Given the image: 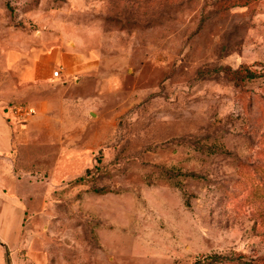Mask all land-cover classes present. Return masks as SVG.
<instances>
[{"label":"rangeland","instance_id":"rangeland-1","mask_svg":"<svg viewBox=\"0 0 264 264\" xmlns=\"http://www.w3.org/2000/svg\"><path fill=\"white\" fill-rule=\"evenodd\" d=\"M39 50L69 74L31 78ZM20 105L46 264H264V0H0V107Z\"/></svg>","mask_w":264,"mask_h":264},{"label":"crops","instance_id":"crops-1","mask_svg":"<svg viewBox=\"0 0 264 264\" xmlns=\"http://www.w3.org/2000/svg\"><path fill=\"white\" fill-rule=\"evenodd\" d=\"M69 59V55L59 51L53 54L39 50L33 55L34 64L27 74L34 79H54L52 67L59 64L64 71ZM64 73L67 75L69 71ZM13 120L0 107V237L7 244L11 264H46L44 252L32 250L28 246V238L24 237L25 219L31 211L27 202L33 194L34 182L17 174L12 158L16 138L11 125ZM1 264H4V260Z\"/></svg>","mask_w":264,"mask_h":264},{"label":"trees","instance_id":"trees-1","mask_svg":"<svg viewBox=\"0 0 264 264\" xmlns=\"http://www.w3.org/2000/svg\"><path fill=\"white\" fill-rule=\"evenodd\" d=\"M223 71L227 75V77L237 82L243 81L247 78L253 79L255 76L254 73L249 70L243 73V69L232 70L230 68H225L223 69ZM253 180L255 183L254 189H253L254 195L257 198L264 199V168L258 169L256 176H254ZM206 259H208L207 262H214L216 264L222 263L224 261V259L219 256H211V257H207L205 259L199 260L195 264H205Z\"/></svg>","mask_w":264,"mask_h":264},{"label":"built area","instance_id":"built-area-1","mask_svg":"<svg viewBox=\"0 0 264 264\" xmlns=\"http://www.w3.org/2000/svg\"><path fill=\"white\" fill-rule=\"evenodd\" d=\"M53 78L54 79H62L63 78V69L59 68L55 71H53ZM9 112H7L8 117L16 118V119H24L29 116H32L36 113V109L33 107L28 106H15L10 109H8Z\"/></svg>","mask_w":264,"mask_h":264}]
</instances>
